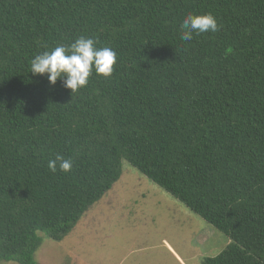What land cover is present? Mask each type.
I'll list each match as a JSON object with an SVG mask.
<instances>
[{"label": "trees", "instance_id": "1", "mask_svg": "<svg viewBox=\"0 0 264 264\" xmlns=\"http://www.w3.org/2000/svg\"><path fill=\"white\" fill-rule=\"evenodd\" d=\"M190 13L220 30L182 40ZM81 36L117 53L111 78L72 96L31 73ZM124 160L231 239L203 264H264V0H0V261L36 264Z\"/></svg>", "mask_w": 264, "mask_h": 264}, {"label": "rangeland", "instance_id": "2", "mask_svg": "<svg viewBox=\"0 0 264 264\" xmlns=\"http://www.w3.org/2000/svg\"><path fill=\"white\" fill-rule=\"evenodd\" d=\"M122 169L61 241L43 235L36 264H203L227 247L224 232L172 193L127 160Z\"/></svg>", "mask_w": 264, "mask_h": 264}, {"label": "clouds", "instance_id": "3", "mask_svg": "<svg viewBox=\"0 0 264 264\" xmlns=\"http://www.w3.org/2000/svg\"><path fill=\"white\" fill-rule=\"evenodd\" d=\"M181 39L191 41L194 36L215 33L220 30L217 19L211 14H188L180 24ZM96 41L81 36L69 46L59 45L50 51L36 55L30 61V71L34 75H47L49 82L55 85L62 80L71 95L87 86L90 76L111 78L117 63V53L110 47H97ZM52 172L57 170L68 173L73 168V160L57 154L48 162Z\"/></svg>", "mask_w": 264, "mask_h": 264}]
</instances>
